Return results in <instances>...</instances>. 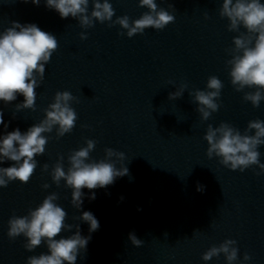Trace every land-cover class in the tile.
I'll use <instances>...</instances> for the list:
<instances>
[{"label": "water", "instance_id": "obj_1", "mask_svg": "<svg viewBox=\"0 0 264 264\" xmlns=\"http://www.w3.org/2000/svg\"><path fill=\"white\" fill-rule=\"evenodd\" d=\"M109 2L115 9L113 20L124 15L135 20L147 11L139 0ZM222 2L156 0L175 21L163 30L147 28L129 38L126 30L108 22L81 28L78 20L62 19L49 9L46 0L38 6L31 0H0V32L12 21L32 23L58 41L35 89V110L16 111L22 95L8 104L0 101L8 124L7 129L0 125V137L16 128L24 133L43 120L57 91L76 97L70 106L78 117L63 137L57 139L55 128L44 134L48 143L44 154L35 157L37 168L28 183L16 180L0 187V264H26L29 256L48 252L44 243L29 252L23 236L10 240L7 232L13 215H27L53 192L58 195L55 203L68 213L65 223L79 224L82 236L89 235V225L74 217L90 211L99 221L76 264H227L223 254L202 259L226 239L235 240L239 249L233 264H264V173L256 174L257 165L241 172L223 166L215 155L210 159L203 138L209 124L226 122L243 133L249 121H264V100L253 107L243 99L255 89L237 92L231 84L226 49L234 47L238 33L229 31V21L220 17ZM82 32L86 39L80 38ZM213 75L224 85L217 101L221 107L202 121L189 92L205 90ZM182 84L188 86L182 98L168 99ZM88 139L97 142L91 160L104 159V149L113 148L125 154L116 166L125 164L129 174L105 188L82 189L83 203L77 210L70 203L72 190L63 180L57 186L51 172L61 156L66 171L68 155L86 146ZM258 151L264 163V145ZM13 163L5 161L0 167ZM46 183L47 189L42 187ZM93 193L95 199H90ZM74 232H62L57 239ZM132 232L143 241L141 247L131 244ZM245 253L250 260L244 261Z\"/></svg>", "mask_w": 264, "mask_h": 264}, {"label": "clouds", "instance_id": "obj_2", "mask_svg": "<svg viewBox=\"0 0 264 264\" xmlns=\"http://www.w3.org/2000/svg\"><path fill=\"white\" fill-rule=\"evenodd\" d=\"M40 2L31 0L37 6ZM89 3L90 0H46L49 9L57 11L62 19L71 16L78 20L81 28H92L94 22H108L109 27L119 25L126 30L129 38L142 34L147 28L163 30L175 21V16L169 11L158 8L156 0H139V7L147 11L135 20H130L127 15L117 16L113 20L115 9L109 0H91L90 12ZM169 7L174 8L171 3ZM219 15L229 21V31L238 33L233 38L234 47L226 49L231 56L226 61L230 67L231 84L237 92L245 88L255 89L245 92L243 99L251 102L253 107H259L264 100V3L261 0H223ZM205 18H209L207 13ZM10 23V27L0 32V101L8 104L22 95L24 100L15 106L16 111L35 110V89L44 79L45 65L57 50L58 41L54 35L41 30L36 24H20L17 21ZM241 28L245 31H241ZM80 38L86 39V33L82 32ZM187 87V84H182L178 90L169 93L168 99L182 98ZM223 87V82L213 75L208 78L205 90L189 92L193 103L197 104L196 111L202 121L209 120L212 113L221 107L217 101ZM75 100L71 92L57 91L53 102L44 110L43 120L24 133L16 128L0 137V164L5 161L14 162L10 167H0V187H7L9 182L16 180L24 184L30 181L37 168L35 157L44 154L48 143V137L44 134L51 133L55 128L59 139L75 127L78 117L70 106V102ZM0 125L8 128L3 110H0ZM253 130L254 134H250ZM203 138L207 141V156L210 159L215 155L220 158L219 163L223 166L241 172L257 165L260 172L256 174L264 173V163H260L261 153L258 151V147L264 145V121H249L243 133L226 122H221L218 127L209 124ZM96 143L88 139L86 146L73 150L68 155L69 167L66 171L61 156L51 172L52 181L57 186L63 180L65 186L72 190L70 203L77 210H80L83 203L82 189L105 188L118 177L129 174L125 164L116 166L117 161L125 160V154L113 148L104 149V159L91 160L90 153ZM48 167L44 164L43 170L47 171ZM42 187L47 189L50 185L46 183ZM197 190L202 191L203 186L198 185ZM90 199H95V193ZM57 200L58 195L53 192L36 208L29 209L27 215H13L8 221L9 239L23 236L26 239L23 247L27 251L33 252L42 243L46 244L48 252L29 256L26 264H76L78 255L87 251L90 234L100 227L95 216L90 211H84L82 215L74 217L89 225V235L82 236L79 224L65 223L68 213L55 203ZM73 228L74 234L57 239L62 232H71ZM129 240L135 247L143 245V241L134 232L129 234ZM236 244L235 240L226 239L218 246L210 247L203 253L202 259L209 261L223 254L227 264H233L238 259L239 249ZM243 259L248 261L251 257L245 253Z\"/></svg>", "mask_w": 264, "mask_h": 264}]
</instances>
